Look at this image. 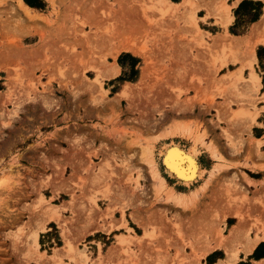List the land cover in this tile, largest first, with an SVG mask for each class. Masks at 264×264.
I'll use <instances>...</instances> for the list:
<instances>
[{"label":"rangeland","instance_id":"374dc122","mask_svg":"<svg viewBox=\"0 0 264 264\" xmlns=\"http://www.w3.org/2000/svg\"><path fill=\"white\" fill-rule=\"evenodd\" d=\"M95 1L44 0L34 19L0 0V264H200L234 214L229 245L240 248L264 228V173L237 167L256 157L264 168V142L250 135L264 130V50L252 61L232 42L238 4L225 0V27L203 0H192L194 18L137 0L101 13ZM123 39L146 55L114 53ZM121 53L139 58L134 81L114 80L129 75ZM175 144L203 169L189 185L163 163ZM151 159L168 186L152 178ZM169 186L192 198L176 204ZM49 208L57 220L45 221Z\"/></svg>","mask_w":264,"mask_h":264},{"label":"bare ground","instance_id":"6f19581e","mask_svg":"<svg viewBox=\"0 0 264 264\" xmlns=\"http://www.w3.org/2000/svg\"><path fill=\"white\" fill-rule=\"evenodd\" d=\"M13 1H15V3H16L15 4L16 5L15 7H17L21 12H23L24 14L28 15L31 18L34 17V19H35V15L34 14L32 15L30 13L29 7L25 4V2L23 0H13ZM124 1L125 0H96L95 3L93 4L94 5L93 7L97 11H99L101 13L102 12L108 13L112 9L111 4H113L114 2H116V3H122ZM109 2H110V4H108ZM150 2L157 3L156 5L157 6L159 5V7L163 11H168V10H170V11H177V10H180L181 9V10H183L182 12H183L184 15L185 14L186 15H189V16H191V18H194V12H195V10L197 8V5H194V3L192 2V0H180L178 2H173L172 0H137L138 7H140L141 9L143 7L146 8L145 6L147 4H149ZM51 4H54V2L52 1V3H50V5ZM218 4H220L219 7H221V9L225 10V12L227 14L228 13V7L225 4L224 0H209L208 2L205 3V8L209 10L211 8V6H215V5H218ZM144 10L146 11V9H144ZM37 17H38V15H36V18ZM40 19L41 20H44L45 18L43 19L42 17H40ZM46 20H48V19H45L44 21H46ZM229 20H230V17L227 15V22ZM191 23H192V21H191ZM261 25H264V12H263V16L261 17V19L259 21L255 22L252 25L251 32H256ZM193 26L192 27H193L194 32L196 30H198V28L195 27V25H193ZM131 40H132V38H131ZM131 40L130 39L129 40H124L123 39V40L119 41V44L116 46V48H115L116 50H115L114 53H118L119 51H122L123 50V51H130V52H132L133 54H135L137 56H143V55L145 56L146 53H147L145 51L148 50V49H145L144 50V48L146 46L144 45L145 47L142 48V47L139 46L141 44L137 45L136 42L134 43ZM257 43L264 44V36L261 37L258 40ZM254 45L255 44H253V46H251V47H249L247 49V53L250 56V58L252 59V61H256V58H255L254 52H253ZM111 67H112V69L111 68H109V69H110V71L112 70L111 73H110L111 76H112V75L115 74V67H113V66H111ZM109 69H108V71H109ZM141 69L144 70L143 67H141ZM105 74H106V76H104V77H108L109 76V75H107L108 73H105ZM135 85H137V84H135ZM130 87L129 86H127V87L125 86V88H123V90L120 93H126V92H128L129 89H130ZM187 134L189 135V133H187ZM163 135H166V134H163ZM195 141H202V138H197ZM175 145L176 146L175 147H172V148L171 147H168V149L166 150V152L163 155V157H164L163 158V163L165 164L166 171L168 172L169 176L171 175V177H174V178L175 177H178V179H179L178 180L179 181L178 183H182V185H189V184H191L192 181H195L194 179H198L199 177H201V175L203 173V169L201 170L200 169L201 167L198 166V164L196 163V158L194 157V155L190 154V153H192V150H190V149L188 150L189 153H187V154L189 155V157H187V162H186V161H184L185 159H183V158H186V156L185 155H182V153H181V150L182 149L181 150L180 149L179 150L177 149V146H178V148H182V146H179L177 144H175ZM151 158H152V155H151ZM151 163L153 164V166L151 167V176H152V178L158 180L159 185L161 187L168 186L167 183H166V181H165V179H164V177L160 174L159 170L154 165V160L151 159ZM213 168L216 169V170H218V165H213ZM173 171H176V174L175 175L172 174ZM5 180H2V178H1L0 187H4V186L6 187V184L8 185V183H6L7 181H5ZM168 190H169L168 191L169 197L176 204H182V205L184 204L185 205V203L187 204V201H188L189 197H191L190 196L191 195L190 193L174 191V188L172 186H169ZM50 208H49V211L47 213V217L45 218V221H47V220H57L59 218L58 210L56 211V209H50ZM241 219L239 217V220L233 226H231L229 228L228 234H227L226 237L220 239L219 241L216 242V244H214L212 246L211 245H207L202 250V252L199 254V257L204 256L205 254H207L215 246L221 245L224 248L225 259L220 264H233L236 261V259H238V255L240 253H243V254L246 255L248 252H250V250L260 240L264 239V228L263 229H260V231H261L260 235L256 233L253 239H248L247 241H245L246 243L242 246V248H240V249H233L232 247L229 246V243H228L227 240H229L230 237H232L234 234H236L239 231V227L241 225ZM134 221H135V223H137L138 226H142V223L140 221H138L137 219L134 218ZM42 226H43V224H41L40 228H42ZM34 233H33V235H34ZM33 238H34V240H36V234L34 235ZM117 240H120L119 239V236H118ZM57 252L58 251H56L55 253L57 254ZM260 264H262V263H260Z\"/></svg>","mask_w":264,"mask_h":264},{"label":"crops","instance_id":"0c3cea01","mask_svg":"<svg viewBox=\"0 0 264 264\" xmlns=\"http://www.w3.org/2000/svg\"><path fill=\"white\" fill-rule=\"evenodd\" d=\"M173 1V0H172ZM180 1V0H179ZM209 0H203V4H202V8H203V10H205L206 11V13L207 14H212V13H218L219 15H220V18L222 19V25L223 26H225V27H227L230 23H231V21H232V16H231V14H230V11L228 10V13L226 14V12H225V10H223V9H221V7H219L220 6V4H218V5H215V6H211V8L208 10V9H206L205 8V3L206 2H208ZM241 0H233V2H232V4L231 5H229V7L231 6V9H232V7H234V6H236L239 2H240ZM173 2H175V1H173ZM178 2V1H177ZM193 2V1H192ZM224 2H225V0H224ZM26 4V3H25ZM27 5V4H26ZM28 6V5H27ZM29 7V6H28ZM228 7V6H227ZM29 9H30V13L33 15V14H35V13H32L33 12V9L32 8H30L29 7ZM181 10V9H180ZM262 10H263V12H264V6L262 7ZM263 12H262V15H260L261 17L263 16ZM227 15L230 17V20L227 22ZM261 17H259L258 18V20L257 21H259L260 19H261ZM257 21H255V22H257ZM255 22H253L252 23V25L255 23ZM252 25H251V27H252ZM251 27H250V30H249V32L247 33V34H241V35H233V36H231V39H232V42L234 43V44H240V45H242V44H244L245 46H246V50L249 48V47H251V46H253V44H255L254 45V47H253V52H254V56H255V58L257 57L256 56V53H255V48L257 47V46H263L264 47V44H260V43H257L258 42V40L261 38V37H263L264 36V25H261L259 28H258V30L256 31V32H251ZM249 46V47H248ZM127 52H130V51H127ZM130 53H132V52H130ZM133 54V53H132ZM133 55H135V54H133ZM137 56V55H136ZM256 60H257V58H256ZM113 67H115V73H117V71H118V68H117V66H113ZM264 93V92H263ZM262 93V94H263ZM261 106H264V104L263 105H261ZM262 109H264V107L262 108ZM262 114V113H261ZM260 114V115H261ZM250 135L252 136V138L253 139H256V140H262L263 142H264V130H262V132H261V134L259 135V136H255L254 135V133H253V131H252V128L250 129ZM262 145H264V144H262ZM211 149V148H210ZM212 150V149H211ZM261 150L262 151H264V146H262L261 147ZM212 153H214L213 151H212ZM231 155L233 156V157H236L238 154H235V153H231ZM214 163H217V162H214ZM213 163V164H214ZM262 164H263V162H261V161H259L258 159H256V157H254V159L253 160H244L243 158H241V159H239L238 160V165H237V167L238 168H240V170H242V169H247L248 171H251L252 173H256V174H258V173H264V168H263V166H262ZM214 165H218V167H219V170H220V165L219 164H214ZM233 168V167H232ZM216 169H214L213 168V166H212V169H210L209 171H215ZM246 176V175H245ZM246 179L249 181V182H252L250 179H249V177H247L246 176ZM253 179V178H252ZM235 215V218H237V221L239 220V218L236 216V214H234ZM236 221V222H237ZM235 222V223H236ZM234 223V224H235ZM233 224V225H234ZM233 225H231V226H233ZM240 228H241V225H240V227H239V231H240ZM239 231L236 233V234H234L232 237H230L229 238V244H230V242L232 241V239L239 233ZM254 230L249 234V237H246L245 239H244V242L241 244V246H240V248H242V246L246 243L245 241H247L248 239H253L254 238V236H255V234L257 233V234H259L260 235V233H261V231H258V232H256L255 234H254ZM118 235H120V234H116V236H118ZM124 235V234H123ZM227 236V235H226ZM217 241H219V239L217 238V239H214L213 241H210V242H208L205 246H204V248L207 246V245H214V244H216V242ZM261 241H264V239H262V240H260L251 250H250V252H248L246 255L245 254H243V253H240L239 255H238V259H236L238 262L239 261H242V262H247V261H249L250 262V264H251V262H252V264L254 263V264H260V263H262V264H264V256H261V257H259V258H257V259H255V258H251V259H248V257L250 256V255H252L253 254V252H254V250H255V248L257 247V245L261 242ZM205 241H202V242H200L199 244H198V248H196V249H201L202 247H203V243H204ZM206 243V242H205ZM230 246V245H229ZM203 248V249H204ZM240 248H233V249H240ZM202 249V250H203ZM215 249L216 250H218V249H220V250H222L223 252H224V248L221 246V245H218V246H215L214 248H212V250H210L208 253H211V252H213V250L215 251ZM208 253H207V255H208ZM225 253V252H224ZM206 255V254H205ZM205 255L204 256H201L200 258V264H204L203 262H202V259L205 257ZM225 255V254H224ZM224 258H225V256H224ZM223 258V259H224ZM219 260H221L220 258H219ZM235 262V264L236 263H238V262ZM234 264V263H233Z\"/></svg>","mask_w":264,"mask_h":264},{"label":"trees","instance_id":"16d2710c","mask_svg":"<svg viewBox=\"0 0 264 264\" xmlns=\"http://www.w3.org/2000/svg\"><path fill=\"white\" fill-rule=\"evenodd\" d=\"M29 7L32 8H36V9H43L45 7V2L44 0H23ZM175 2L179 1V0H173ZM236 19L234 21V23L232 25H230L229 27V32L233 35H241L244 34L248 29V26L250 24H252L253 22L257 21L258 18L260 17L261 13H262V2L259 0H241L237 7L234 10ZM240 26V28H239ZM261 50H264L263 46H258L257 50H256V55L257 58L260 59L261 57ZM125 61H128L129 64V75L127 77H123V75L115 78L114 80H130V81H134L137 77V73L138 70L136 68L138 62H139V58L132 56L129 53H121L118 58H117V62L118 64L124 68L125 66ZM113 82V80H110L109 83ZM0 89H1V81H0ZM49 226L53 227L54 231H55V235H54V241L53 243H55L57 246H59L61 244V241L59 239V236L56 234V228H55V224L50 222ZM48 234V233H46ZM52 245V243H51ZM264 247V241H261L257 247L255 248L254 252L252 255H250L248 257V259L251 258H259L261 256H264V250L261 251V248ZM223 255L220 252V250H215L211 253H209L206 258L205 261L207 264H213L214 258H222ZM237 264H250L249 261L247 262H242L239 261Z\"/></svg>","mask_w":264,"mask_h":264}]
</instances>
